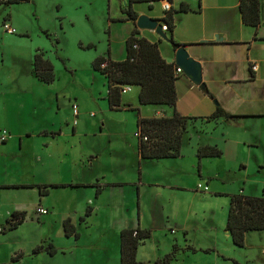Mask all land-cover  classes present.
Returning a JSON list of instances; mask_svg holds the SVG:
<instances>
[{"label": "rangeland", "instance_id": "obj_1", "mask_svg": "<svg viewBox=\"0 0 264 264\" xmlns=\"http://www.w3.org/2000/svg\"><path fill=\"white\" fill-rule=\"evenodd\" d=\"M126 10L123 0H112L111 3L109 0H30L11 6L1 4L0 135L6 130L2 120L5 113L11 118L18 116L19 122L24 120L29 124L33 120L40 130L51 127L58 130L60 126L68 129L65 118L74 114L73 108H67L65 112L64 103L71 93H76L79 116L75 118L83 130L78 135L81 138H76V145L86 147V151L95 156L94 172L105 174L108 179L124 177L128 181L134 175L139 176L141 171L144 174V182L148 185L140 187V199L143 200V215L147 216L152 237L141 247V252L148 256L157 253L162 257L172 252L176 245L178 258L172 264H264V259H258L263 256L257 251V246H264L263 233H249L244 247H238L226 230L231 195L263 194L264 159L259 163L254 151L251 154L243 147L238 151L221 148L224 153L221 158L204 161V166L200 167L198 158L191 155L197 141L191 135L195 130L190 128V132L183 135L185 156L182 159L140 160L136 112L110 110L106 99L107 80L94 70L93 62L98 57L107 56L110 51L115 59L126 55L125 41L134 28L133 23L128 22ZM5 24L11 26L15 33H8ZM166 45L165 41L160 45L164 56H168ZM37 50L43 52V57L54 67L55 81L51 84L41 83L35 77L33 56ZM186 81L190 80L183 74L179 75L181 107H187L192 96L183 84ZM195 89L202 93L199 87ZM136 92L137 88L132 87L123 97L129 102L132 100L145 116L154 114L157 106H141ZM160 109L171 111L167 106ZM9 125L14 135L19 134L21 128L12 122ZM71 125L74 127L73 122ZM219 129L220 132L224 130L221 126ZM225 132L229 138L241 136L240 130L225 129ZM69 135H61L59 141ZM214 138L215 141L220 140L218 135ZM42 139V135H24L22 149L17 138L7 153L8 157L1 156L0 151V175L9 171L13 181H31L32 168H42V163L33 167L34 161L30 159L32 149L34 152L36 148H26V141L36 143ZM207 140L211 142L208 136H202V143ZM74 142L72 137L65 149L71 164ZM229 147H236L235 140L229 142ZM71 164L65 166L60 180L76 179V172L81 170L79 166L86 171L90 165L88 159L85 168L82 164L75 167ZM167 182H174L175 186L177 183L179 187L170 189ZM199 184L203 187L209 185V193L197 191ZM126 190L131 197L129 201L134 200L135 206V201L139 200L135 186H127ZM18 193L15 204L21 206L34 202V195L26 191L27 196L21 191ZM169 212L173 214L167 219L165 214ZM1 225L0 264H43L45 257L52 262L50 254L46 251L36 254L35 249L41 245L48 247L52 240L58 250L56 244L65 242L60 241L54 224L40 225L28 221L20 228L6 232L3 231L6 222Z\"/></svg>", "mask_w": 264, "mask_h": 264}, {"label": "crops", "instance_id": "obj_2", "mask_svg": "<svg viewBox=\"0 0 264 264\" xmlns=\"http://www.w3.org/2000/svg\"><path fill=\"white\" fill-rule=\"evenodd\" d=\"M109 2L111 3L112 0ZM123 3L127 9L131 7L137 15H146L158 20L162 25L164 23L161 19L168 12L163 9V6L165 3L170 5V9L174 11L176 24L173 39L181 45L180 47H185L193 59L201 63L203 82L206 84L207 90L198 93L195 89L197 87L191 81L183 82L192 95L187 107H181L179 97L175 108L167 105L140 104L141 106H157L158 109L150 116H145L132 100H130L131 102L125 100L124 94L122 95V105L119 108L109 106L110 110L135 111L137 118L138 116L146 118L171 117L174 111H177L180 115L190 118L186 132H190V128L195 130L191 133L192 136L194 135V140L197 141L192 147L191 155L193 158H198L197 152L202 146H214L218 149L236 151L243 147L248 149L251 154L254 151L259 163H261L264 159V26L261 24L259 27H252L243 23L239 9L240 0H123ZM182 4L188 6L187 11H180ZM129 21L133 23L134 28H137L134 21L128 19ZM263 22L264 15H262ZM140 32L141 36L156 41L160 49L163 40L159 41L160 38L154 32ZM165 48L168 56L161 53L162 57L168 62H174L176 50L169 43ZM109 49H111L110 43ZM38 51L40 50H37L36 53ZM103 57L120 61L125 59L126 55L122 59H115L110 51L107 56ZM104 78L106 79L105 76ZM178 81L179 79L176 82L177 95ZM132 87L137 88L136 97L138 100L140 87L130 86L127 93L132 90ZM78 101L77 94L71 93L64 103L66 105L65 112H67V108L71 110ZM164 106L170 108L171 111L160 109ZM219 107L237 117L228 120L222 117L213 118L212 115ZM131 108L137 110H131ZM65 119L66 126H69L66 130L63 126H60L58 130L54 127L49 130H40L33 120L28 124L24 120L19 122L18 116L11 118L6 113L2 114L6 130L0 135L1 156L8 157L7 153L15 145L17 138H19L22 149L24 135L27 137L42 135L43 139L36 143L26 141V148L31 146L36 148L34 152L32 149V160L30 159L31 162L34 161L33 167L42 163V168L40 166L32 168L31 181H13L11 180L13 175L9 171L0 175V225L3 226V223L16 211L26 212L25 221L18 228L28 221L40 225L41 223L57 225L56 234L60 237L61 242H65L56 244L57 253L50 255L53 261L49 262L45 257L43 264H121V231L138 227L150 230L147 216L143 215V200L140 199L142 196L140 187L148 184L144 182L142 171L139 176L134 175L129 181L124 177L108 179L105 174L94 172L93 160H95V156L89 154L90 152L86 151V147L76 145V138L83 132L82 127L73 115ZM10 122L21 128L19 134L14 135L9 129ZM71 122H73L74 127L70 126ZM220 126L224 129L222 132H220ZM225 129L240 130L241 136L236 139L229 138ZM136 130L138 133L137 126ZM61 135L69 136L61 142L59 141ZM204 135L208 136L211 142L207 140L202 143L201 138ZM215 135H218L219 141H215ZM195 136H197L196 139ZM72 137L75 138L72 146L75 148L74 157L71 159L73 164H71L70 159L66 158L67 154H65L66 146ZM234 140L236 147L230 149L229 142ZM182 148L180 156L176 158L143 159L140 155L138 140L137 154L140 160H180L185 156ZM221 157L198 158V161L201 167L204 166V161ZM260 158L262 159L260 160ZM87 159L90 163L88 170L83 171L84 169L79 166L81 170L79 173L76 172V179L63 178L60 180L67 164L74 165V167L82 164L85 168ZM139 164L141 167V161ZM173 183L167 182V187L170 189L179 187L177 183H175L176 186ZM19 185L32 187H17ZM51 185L62 186L51 187ZM130 185L135 186V191L139 196V200L135 201V206H133L134 200L129 201L131 197L126 190L127 186ZM197 189V191L205 194L209 193V185L203 187L199 184ZM20 191L25 196H27L25 191L34 195V202L31 204L27 202L21 206L15 204L14 199ZM260 196H264V192ZM38 207L47 209V214H39L37 212ZM172 214L173 212H169L165 215L168 216L167 219H170ZM67 220H70V224L75 227V235L66 236L64 223ZM251 232L264 234V230L249 231L246 236ZM50 242L56 247L52 240ZM146 242L139 246L137 260L153 262L161 257L157 253L148 256L143 251L141 252V247ZM259 246H257V251L263 257L258 259L263 260L264 246L262 244Z\"/></svg>", "mask_w": 264, "mask_h": 264}, {"label": "trees", "instance_id": "obj_3", "mask_svg": "<svg viewBox=\"0 0 264 264\" xmlns=\"http://www.w3.org/2000/svg\"><path fill=\"white\" fill-rule=\"evenodd\" d=\"M23 2H30V0H0V5L11 6ZM239 9L245 25L259 27L262 24L264 0H240ZM187 10L188 6L182 4L180 11ZM126 13L129 20L134 22L139 16L131 7L126 10ZM161 20L167 27L166 34H169L170 45L174 50H177L181 45L173 39V32L176 27L174 11L169 9ZM159 41L162 40L159 39ZM125 46V59L114 61L101 56L93 62L94 70L106 77L108 89L106 98L109 106L119 108L122 105V95L125 94L123 90L126 87L139 86V104L167 105L175 108L178 101L176 82L181 75L176 73L177 66L175 63L166 61L162 57L159 44L141 36L137 28L132 30ZM43 55L44 53L40 51L34 55V74L41 82L51 84L55 81L54 67ZM131 110L137 109L131 108ZM212 117H222L228 120L237 116L230 115L219 107ZM189 119L177 111H174L171 117L146 118L138 116V133L136 135L139 140L141 158L153 160L179 157L183 135L187 130ZM222 154L223 152L214 146H202L197 152L199 159L221 157ZM59 186L62 185H51V187ZM17 187L32 186L19 185ZM25 218V211L13 212L6 220L3 231L17 229L25 221ZM64 230L67 236L76 234L75 227L70 224V220L65 221ZM226 230L230 233L234 245L238 247H244L247 232L264 230V196H249L243 193L231 195ZM151 237L152 232L150 230L139 227L122 230L120 234L121 264H172L177 260L179 250L175 245L172 252L157 258L153 262L138 261L139 246L150 240ZM42 251L55 255L58 250L52 244L48 247L41 245L35 249L34 253L38 254Z\"/></svg>", "mask_w": 264, "mask_h": 264}, {"label": "water", "instance_id": "obj_4", "mask_svg": "<svg viewBox=\"0 0 264 264\" xmlns=\"http://www.w3.org/2000/svg\"><path fill=\"white\" fill-rule=\"evenodd\" d=\"M137 29L140 31L154 32L161 40L170 44V39L163 31V25L158 20L150 18L146 15L138 16L135 21ZM264 26V22L262 23ZM175 65L181 69L185 75L195 86L206 91V84L203 82L202 65L193 59L185 47H180L175 53Z\"/></svg>", "mask_w": 264, "mask_h": 264}, {"label": "built area", "instance_id": "obj_5", "mask_svg": "<svg viewBox=\"0 0 264 264\" xmlns=\"http://www.w3.org/2000/svg\"><path fill=\"white\" fill-rule=\"evenodd\" d=\"M163 9H164L165 11H169V9H170V5H169L168 3H165L164 6H163ZM4 28H5V30H6L8 33H14V32H15V30H14L12 27H10L9 25H7V24L4 26ZM163 31H164V32L167 31V27H166L165 25H163ZM102 66L104 67V65H102ZM176 73H177V74H183L182 71H181V69L178 68V67L176 68ZM129 90H130V87H126V88L123 90V93H126V92L129 91ZM73 114H74L75 117H77V115H78V110H77V106H76V105L73 106ZM136 136H137V135H136ZM37 212H38L39 214H41V215L47 214L46 209L41 208V207H38Z\"/></svg>", "mask_w": 264, "mask_h": 264}, {"label": "clouds", "instance_id": "obj_6", "mask_svg": "<svg viewBox=\"0 0 264 264\" xmlns=\"http://www.w3.org/2000/svg\"><path fill=\"white\" fill-rule=\"evenodd\" d=\"M166 33V32H165Z\"/></svg>", "mask_w": 264, "mask_h": 264}]
</instances>
